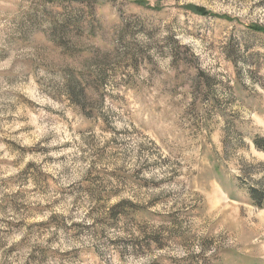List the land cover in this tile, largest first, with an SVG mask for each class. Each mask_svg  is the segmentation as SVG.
<instances>
[{
    "label": "rangeland",
    "instance_id": "rangeland-1",
    "mask_svg": "<svg viewBox=\"0 0 264 264\" xmlns=\"http://www.w3.org/2000/svg\"><path fill=\"white\" fill-rule=\"evenodd\" d=\"M251 25L264 0H0V264H264Z\"/></svg>",
    "mask_w": 264,
    "mask_h": 264
},
{
    "label": "trees",
    "instance_id": "trees-1",
    "mask_svg": "<svg viewBox=\"0 0 264 264\" xmlns=\"http://www.w3.org/2000/svg\"><path fill=\"white\" fill-rule=\"evenodd\" d=\"M195 14L200 15L201 17H209L211 14L206 12L203 9H196ZM224 19V18H223ZM225 20H229L225 18ZM249 29L256 33L264 34V28L258 25H251ZM251 143L254 148L264 154V136L261 134H255L251 137ZM247 179V180H246ZM262 184L259 183H251L248 181V178H241L239 182L238 188L244 191L246 197L250 200L251 204L257 208L263 209L264 208V179L262 180Z\"/></svg>",
    "mask_w": 264,
    "mask_h": 264
}]
</instances>
